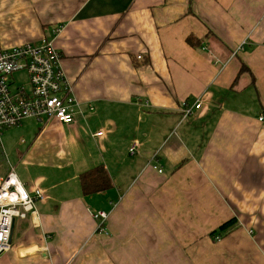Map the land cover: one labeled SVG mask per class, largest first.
<instances>
[{
  "label": "crops",
  "instance_id": "1",
  "mask_svg": "<svg viewBox=\"0 0 264 264\" xmlns=\"http://www.w3.org/2000/svg\"><path fill=\"white\" fill-rule=\"evenodd\" d=\"M54 28L83 114L3 133L0 181L45 198L0 264H264V0H0L2 47ZM99 164L113 185L85 195Z\"/></svg>",
  "mask_w": 264,
  "mask_h": 264
},
{
  "label": "built area",
  "instance_id": "2",
  "mask_svg": "<svg viewBox=\"0 0 264 264\" xmlns=\"http://www.w3.org/2000/svg\"><path fill=\"white\" fill-rule=\"evenodd\" d=\"M58 32L59 28H54L51 37L44 36L37 42H24L11 47L0 45V141L6 129L20 125L26 118L68 125L75 124L77 115L83 114L61 67L62 54L53 41ZM20 71L27 73L29 89L17 83L15 73ZM204 101L205 93L193 105L185 104L184 116L191 114L194 108H202ZM90 109L93 107L90 106ZM258 121L264 124V113L259 115ZM103 134V131L97 132V135ZM136 145L137 142H134L129 149L131 154L135 152ZM44 198L41 189H36L34 195L27 192L14 168L1 178L0 256L12 248V227L17 218H30L35 226L41 225L36 201ZM93 216L102 223L109 214L98 211ZM215 238L220 239L221 236Z\"/></svg>",
  "mask_w": 264,
  "mask_h": 264
},
{
  "label": "trees",
  "instance_id": "3",
  "mask_svg": "<svg viewBox=\"0 0 264 264\" xmlns=\"http://www.w3.org/2000/svg\"><path fill=\"white\" fill-rule=\"evenodd\" d=\"M188 42L196 47H199L200 40L194 36H189ZM79 183L83 194L89 195L104 191L112 187L113 181L111 175L103 164L92 166L79 175ZM236 217H232L223 222L213 231V235L226 236L238 226Z\"/></svg>",
  "mask_w": 264,
  "mask_h": 264
},
{
  "label": "rangeland",
  "instance_id": "4",
  "mask_svg": "<svg viewBox=\"0 0 264 264\" xmlns=\"http://www.w3.org/2000/svg\"><path fill=\"white\" fill-rule=\"evenodd\" d=\"M15 77L17 79V83L23 84V85H25L27 87V89H29V87H30V81H29V78H28L27 73L25 71H20V72L15 73ZM14 127H16V126H14ZM14 127H10L8 129H6L4 131V133L7 130L12 129ZM12 131H15V130H12ZM0 151L2 152V150H0ZM2 173H3L4 176L7 174L5 172V170H3ZM20 224H21V220H20V218H17L16 219V226H15V230H14V241H17L18 240L19 234H21L22 233V229H24L23 227L20 226Z\"/></svg>",
  "mask_w": 264,
  "mask_h": 264
},
{
  "label": "water",
  "instance_id": "5",
  "mask_svg": "<svg viewBox=\"0 0 264 264\" xmlns=\"http://www.w3.org/2000/svg\"><path fill=\"white\" fill-rule=\"evenodd\" d=\"M14 226H15V221H14V224H13V227H12V235H11V240L13 239V231H14Z\"/></svg>",
  "mask_w": 264,
  "mask_h": 264
}]
</instances>
